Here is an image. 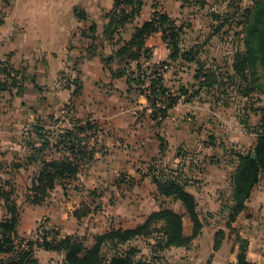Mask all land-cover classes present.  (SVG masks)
<instances>
[{
  "label": "crops",
  "instance_id": "1",
  "mask_svg": "<svg viewBox=\"0 0 264 264\" xmlns=\"http://www.w3.org/2000/svg\"><path fill=\"white\" fill-rule=\"evenodd\" d=\"M113 1L0 0V79L6 77L2 72L3 61L11 71L20 75L23 87L21 94H15L16 89L13 88L3 91L0 96V183L9 181L15 186L16 200L20 204L19 187L24 188L25 198L32 178L40 168L39 160L28 159L32 149L27 141L40 145L32 126L38 124L52 133H60L65 129L73 130L77 125L86 128L75 134L81 138L85 149L94 148L93 158L89 162L81 158L77 178L67 180L66 188L57 184L43 203L55 191L60 193L58 196L72 199L73 204L89 197L104 200L107 193H97L96 189L123 185L127 187L125 198L131 196V202H139L142 198L144 203L143 208H134L133 205L124 208L135 219V225L130 227L142 223L148 214L161 206L184 212L180 202L157 193L156 184L146 174L149 165H153L165 171L179 172L188 180L187 190L196 198L200 218H207L206 212L211 210L215 212L214 218H219L223 203L230 199L232 167L223 161L216 164L204 160V157L199 159V125L210 128L212 122L216 123L212 116L223 112L212 107L211 115L205 108L208 104L213 106L220 102L212 95L214 90L205 91L201 93L200 100L198 97L188 102L179 101L161 122L153 119L146 95L140 92L135 82L128 84L127 74L115 76L119 69H135L136 61L126 63V59L116 58L115 52L131 39L135 27L150 19L154 2L158 1L159 9L163 11L168 9V3L166 0H144L136 19L126 23L112 39H107L104 29L109 18L105 15L112 10ZM170 6L171 9L182 7L180 0H175ZM77 13H85L86 17L79 18ZM93 23L94 33L83 35V31L89 32ZM190 32L192 27L186 31L182 46L210 48V55L200 51L198 58L201 54L200 58L205 60L207 54L214 67L216 63L223 62V65L219 64V70L232 69V65L225 62H229L230 56L223 57L219 55L221 51L211 49L209 43L212 39L205 42L199 36V41L192 39L189 42L186 37ZM145 46L151 53L147 62L141 58L142 62H169L162 72L167 87L177 89L179 85H185L190 88L195 83L197 63L170 60V49L160 31L148 36ZM111 56L113 59L107 62ZM199 119L204 124H199ZM213 132L216 130L212 129L209 134ZM229 135L225 136L231 137ZM161 139L165 141L163 151L160 149ZM179 146L189 150L184 158L178 153ZM203 149L205 152L210 147ZM65 153L62 148L46 150L48 158H57ZM77 186L80 189H76ZM111 194L119 201L118 195ZM43 203L31 207L37 209ZM4 214L0 202V219ZM22 217L23 211L18 233L25 237L27 227H24L25 222L22 224ZM213 222L205 219L201 232L187 246L161 251L163 259L170 260L169 253L184 250L187 253L185 258L174 256L172 264L234 263L237 245L229 236L217 250L213 249L216 229L222 228ZM236 223L241 227L240 235L248 238L247 259L254 264H264L263 178L254 185L246 207L234 225ZM183 233L186 236L192 233V222L187 215L183 216ZM53 254L55 251L35 250L38 261L40 255Z\"/></svg>",
  "mask_w": 264,
  "mask_h": 264
},
{
  "label": "trees",
  "instance_id": "2",
  "mask_svg": "<svg viewBox=\"0 0 264 264\" xmlns=\"http://www.w3.org/2000/svg\"><path fill=\"white\" fill-rule=\"evenodd\" d=\"M185 4L204 3V0H180ZM252 5L244 9L242 20L243 41L245 50L237 51L233 57L232 73L226 70L221 73L219 67L204 68L199 60V45L184 47L183 36L191 27L188 21L179 22L166 11L159 9L158 1L153 3V11L149 20L135 27L130 40L124 42L115 52L119 60L126 59V63L136 61L135 69L124 68L115 72V76L127 74V83L135 82L141 93L146 95L151 108V116L161 122L179 101H192L202 92L208 91L217 94V101L231 98V92L240 91L243 96L257 92L264 96V0H253ZM144 0H114L108 16L109 22L105 26L104 35L112 39L120 28L132 22L139 15ZM79 18H85V13H77ZM222 26V24L220 25ZM95 31L94 23L89 27V36ZM160 31L164 42L170 49V60L178 59L195 61V83L190 88L179 85L171 89L164 84L163 71L169 65L168 61L146 63L151 50L145 46V39L151 34ZM113 57H108L107 62ZM161 68L162 70H158ZM6 76L0 79V96L5 90L16 89L15 94H21L23 87L19 74H13L8 67H3ZM19 75V79L16 76ZM230 90V93H229ZM213 93V94H214ZM223 95V97H222ZM226 104V103H225ZM251 112L259 114L257 124V138L252 150L248 153L235 152L238 163L234 168L231 180V195L226 206L228 209L227 226L244 209L245 203L251 195L254 185L264 174V103ZM75 125L73 130L65 129L60 133H52L38 124L32 126L40 145L27 141L32 151L29 160L40 161V168L32 178V183L25 194V202L29 205L43 203L57 184L65 187L67 180L76 179L79 173L81 158L89 162L93 158L94 148L85 149L81 138L75 132L83 131ZM165 141L161 139L160 149L163 151ZM65 149L66 153L55 158L46 156V150L51 148ZM179 147V155L184 158L188 151ZM181 149V150H180ZM186 150V149H185ZM254 154L252 157L251 154ZM156 184L157 193L164 197H171L181 203L184 212H176L167 206H161L152 211L145 220L135 227H111L97 233L91 245H86L84 239L77 234L61 235L57 230L44 229L38 239L29 240L20 236L18 227L21 220V205L17 203L15 186L9 181L0 183V202L5 210L0 219V264H39L35 256V248L55 251L63 255V264H165L161 261V251L171 247L187 246L197 236L204 222L200 218L195 196L187 190L188 180L179 172L165 171L161 167L149 165L147 173ZM187 215L192 222V233L189 236L183 233V216ZM224 231L218 229L214 236L213 249H218L223 241ZM149 240L147 245L151 251L149 255L140 254L137 246L130 244L135 239ZM238 251L236 261L232 264H254L247 259L248 240L239 233L235 234ZM25 243V247L22 244Z\"/></svg>",
  "mask_w": 264,
  "mask_h": 264
},
{
  "label": "rangeland",
  "instance_id": "3",
  "mask_svg": "<svg viewBox=\"0 0 264 264\" xmlns=\"http://www.w3.org/2000/svg\"><path fill=\"white\" fill-rule=\"evenodd\" d=\"M174 1L175 0H166V3H168V9H166V11L170 13L171 17L177 18L179 22L188 21L192 24V32L187 34L186 40L191 42L192 39H197L199 41V36H202V40L205 42H210L212 39V41L209 43V45L212 47L211 49L214 51L216 49L219 52L221 51L219 55H222L223 57L230 56L229 62L228 60L225 62H227L229 66L232 65L235 53L237 51L243 52L245 50L242 33L243 26L239 24V21L242 20L241 15L244 12V9L250 7L253 3V0H204V3L199 2V4H185L178 9H171L170 5ZM221 24L222 26H220ZM183 38L185 39V35ZM199 50L201 52L204 51V54L206 52L209 54L210 52V48L203 49V47H201ZM209 55L206 54V59L203 60L200 58L201 54H199V60L204 64V68L213 69L214 66L209 60ZM219 64L223 65V62H219ZM219 64L216 63L215 67H220ZM225 71L226 70L224 69L220 70L221 73H224ZM229 71V73H232V69H229ZM12 73L15 74L14 71H12ZM16 79H19V75L16 76ZM212 95L215 98L217 97V94L215 93ZM200 97L201 95L199 96V100ZM223 98V101H218L220 102L219 105L216 104L212 106V104H208L207 108H205V111L210 112L211 115L213 111L212 107L216 109L218 108L223 113L217 116H212L216 119V123L212 122V126L210 128H203L199 125V130H201L199 133L201 134L199 137V159L204 157V160H208L212 163L217 164L223 161L227 164H230L232 170L229 177L232 180L234 168L238 163V159L234 153H248L252 150L256 143V128L260 115L253 113V111L251 112L250 109L263 105L264 96L259 95L257 92H251L245 97L240 91L235 90L234 92H231V98L225 97V94ZM217 120H219V122H217ZM199 124H204L201 119H199ZM212 129L216 130L218 133L213 132L209 134ZM225 135H229L231 137ZM205 146L210 147V149L205 150L204 152L202 147ZM181 149L184 151L188 150H185L183 147ZM260 178L264 179V174L261 175ZM76 189H80V186H77ZM102 189L103 191H101ZM126 189L127 187L123 185H116L113 187L101 186L96 190L98 191L97 193H107V196L104 200H100L99 198L96 199V197L94 199L93 197H89V199L87 198L85 200H81L80 202L77 200L75 201V204H73L72 199H69L66 196H58L60 193L55 191L48 197L46 202L40 205L39 208L34 209L31 207V205L24 202L25 198L23 194L25 190L24 188L19 187L18 192L21 195V197L19 196V203L21 204L23 211L22 224L25 222L24 227H27V234H25V238L29 240H35L37 238L35 234L38 231L43 233L44 229H54L62 235H65L64 233L67 231L71 232V234L75 233L79 237L83 238L84 243L89 246L93 243L94 236L97 233L105 231L111 227L120 226L127 228L135 225V219L130 217L132 214L126 212L124 208L127 205H133L134 208L136 206L143 208L144 203L142 198L139 202H131L129 200L131 199V196L129 195L125 198L124 193ZM231 189L230 183V195ZM110 193H115L118 195L117 198L119 201H116V196L114 194L110 195ZM108 194L110 196H108ZM124 198L125 200L123 201ZM229 203L231 202L223 203V208L221 211H219V218H214L215 212H213V210L210 212L207 211L206 217L213 220L215 226H218V224L222 226V228H217L216 231L218 229H222L224 231L223 240L227 238L226 236H229V238H231L233 241V244L237 245L235 234L240 232L241 227L238 223L234 225V222L236 221L239 214L245 209L246 203L244 209L236 216L235 220L231 222L230 227H228L227 222L229 211L225 205ZM67 204L69 205L68 208ZM74 206L76 207L72 208ZM57 207H59V210H57ZM119 210L121 213L118 214ZM207 218L201 219L204 222V220ZM75 229L77 231H74ZM246 239L248 240V238ZM148 241H153V239L149 238V240H143L139 238L132 240L130 244L137 246L140 249V254L149 255L151 249L147 245ZM36 249L37 248H35V250ZM237 251L238 245L236 248V254ZM159 255L163 263L166 262L165 264H172V261L176 257L185 258L187 253L184 250H181L180 252L174 251L169 253L168 256L170 260L163 259V256L160 253ZM39 261L40 264H63L62 256L56 252L52 256L40 255Z\"/></svg>",
  "mask_w": 264,
  "mask_h": 264
},
{
  "label": "built area",
  "instance_id": "4",
  "mask_svg": "<svg viewBox=\"0 0 264 264\" xmlns=\"http://www.w3.org/2000/svg\"><path fill=\"white\" fill-rule=\"evenodd\" d=\"M144 64H145V63H144ZM1 66H2V67H7L6 63L3 62V61H1ZM158 70H162V69H161V68H158ZM38 232H39V231H38ZM38 232L35 234V236L37 237L36 239H38L39 236H40V234H41L40 232H39V233H38ZM22 247H25V243L22 244Z\"/></svg>",
  "mask_w": 264,
  "mask_h": 264
},
{
  "label": "water",
  "instance_id": "5",
  "mask_svg": "<svg viewBox=\"0 0 264 264\" xmlns=\"http://www.w3.org/2000/svg\"><path fill=\"white\" fill-rule=\"evenodd\" d=\"M251 156L253 157V156H254V154L252 153V154H251Z\"/></svg>",
  "mask_w": 264,
  "mask_h": 264
}]
</instances>
